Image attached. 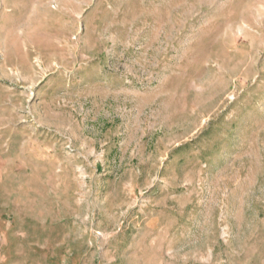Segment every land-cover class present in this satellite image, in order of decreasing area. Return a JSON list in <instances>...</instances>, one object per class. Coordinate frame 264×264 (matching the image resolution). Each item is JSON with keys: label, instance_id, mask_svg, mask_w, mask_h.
<instances>
[{"label": "rangeland", "instance_id": "1", "mask_svg": "<svg viewBox=\"0 0 264 264\" xmlns=\"http://www.w3.org/2000/svg\"><path fill=\"white\" fill-rule=\"evenodd\" d=\"M0 264H264V0H0Z\"/></svg>", "mask_w": 264, "mask_h": 264}]
</instances>
